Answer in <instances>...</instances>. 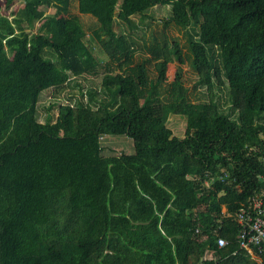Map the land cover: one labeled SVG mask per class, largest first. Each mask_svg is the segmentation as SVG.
I'll use <instances>...</instances> for the list:
<instances>
[{
    "label": "trees",
    "instance_id": "1",
    "mask_svg": "<svg viewBox=\"0 0 264 264\" xmlns=\"http://www.w3.org/2000/svg\"><path fill=\"white\" fill-rule=\"evenodd\" d=\"M25 1L27 25L0 0V264H254L234 216L264 192V0ZM72 2L90 32L57 14L35 29ZM49 92L66 101L43 121Z\"/></svg>",
    "mask_w": 264,
    "mask_h": 264
},
{
    "label": "rangeland",
    "instance_id": "2",
    "mask_svg": "<svg viewBox=\"0 0 264 264\" xmlns=\"http://www.w3.org/2000/svg\"><path fill=\"white\" fill-rule=\"evenodd\" d=\"M1 5L3 8V13L9 17V19L14 20L22 15H24V25H27V19L25 14L28 12L27 4L25 0H1ZM36 11V10H35ZM60 15V16H78L80 20L84 23L86 26V29L90 32L89 26L93 24L94 17L88 15V14H82L79 11L77 2H72L69 6L64 5H50L45 8L43 12H36L34 14V26L35 29H38L41 24L45 21V19L48 18V16L51 15ZM154 15L155 18L152 19L151 24V30H155L158 33L164 30V20L169 17V6H162V7H155L154 8ZM167 31L170 33L171 36L177 37L180 40V43L182 45L183 51L185 55L187 56L190 52L187 49V39L185 36L184 29L177 28L174 26H168ZM90 35V34H89ZM93 50L96 54V56L100 60H106L107 55L102 50L101 47L98 45H95L93 47ZM184 69L187 70L188 66L184 65ZM191 72L188 70V74ZM176 73V64L171 63L167 67L166 72V79L167 81H172L175 77ZM190 76V75H189ZM76 92L79 93V88L76 89ZM66 99L65 93H59L58 96H55L53 92L47 93L43 106L40 108V114L41 119L43 121L47 119H51L54 117V115L57 114L58 111V102L59 100ZM66 101V100H64ZM169 126L173 129L174 133L176 135H184L186 130V120L185 118L175 115L172 116L169 121ZM103 144L105 146V153L106 154H116L118 152H132L134 145L133 140L130 137H107L102 139ZM254 264H257V261H255Z\"/></svg>",
    "mask_w": 264,
    "mask_h": 264
},
{
    "label": "built area",
    "instance_id": "3",
    "mask_svg": "<svg viewBox=\"0 0 264 264\" xmlns=\"http://www.w3.org/2000/svg\"><path fill=\"white\" fill-rule=\"evenodd\" d=\"M214 178L211 176V179H206V185L209 186ZM234 218L239 224L237 236L239 247L236 252L245 251L260 263L264 257V192L253 195L249 203L237 211ZM217 243L219 247H224L229 241L219 235ZM209 259H215L214 250H207L198 264H205Z\"/></svg>",
    "mask_w": 264,
    "mask_h": 264
},
{
    "label": "crops",
    "instance_id": "4",
    "mask_svg": "<svg viewBox=\"0 0 264 264\" xmlns=\"http://www.w3.org/2000/svg\"><path fill=\"white\" fill-rule=\"evenodd\" d=\"M257 264H259V263L257 262Z\"/></svg>",
    "mask_w": 264,
    "mask_h": 264
}]
</instances>
